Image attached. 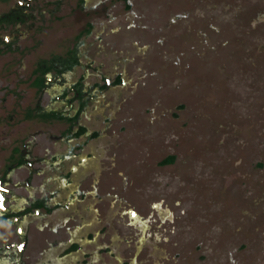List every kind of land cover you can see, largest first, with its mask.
I'll list each match as a JSON object with an SVG mask.
<instances>
[{"label": "rangeland", "instance_id": "obj_1", "mask_svg": "<svg viewBox=\"0 0 264 264\" xmlns=\"http://www.w3.org/2000/svg\"><path fill=\"white\" fill-rule=\"evenodd\" d=\"M15 1L0 0V13ZM55 2L34 0L35 17L17 27L28 31L17 36L21 48L0 53V141H10L0 142V162L38 125L23 126L21 113L8 117L19 99L6 89L28 88L19 79L34 62L63 54L91 22L83 50L124 80L90 116L104 129L86 170L95 190L105 181L111 192L101 201L111 228L96 245L115 235L110 245L120 260L102 252L101 262L264 264V0ZM13 29L0 30V45ZM33 100L28 90L24 105ZM47 128L54 134L61 124ZM167 155L174 161L161 165ZM123 209L145 227L128 226Z\"/></svg>", "mask_w": 264, "mask_h": 264}, {"label": "flooded vegetation", "instance_id": "obj_2", "mask_svg": "<svg viewBox=\"0 0 264 264\" xmlns=\"http://www.w3.org/2000/svg\"><path fill=\"white\" fill-rule=\"evenodd\" d=\"M33 1L17 0L7 11L0 13L21 11L23 18L0 25V30L14 27L9 33L10 41L4 38L0 45L3 55L21 48L16 43L17 36L26 37L28 31H18L17 27L28 25L35 17ZM56 2L59 6L60 0ZM85 2L79 0L80 8H84ZM124 2L128 8L129 0ZM92 30L93 25L88 22L75 43L63 54L39 57L28 76L19 79L28 88H18L13 83L6 89L8 98L19 99L17 110L15 107L8 117L21 113L23 126L30 121L38 125L35 130L15 139L0 162V264H106L105 257L101 262L99 255L102 252L115 254L110 245L115 242L113 234L108 245H96L97 239L101 238L99 235L111 228L104 220L107 210L101 203L108 198H105V181L99 182L100 189L95 190L96 178H91L87 170L91 163L94 164L98 150L90 144L99 140L104 129L91 122L90 116H99L96 103L124 80L122 71H102L83 50L84 41ZM55 55L65 60L46 61ZM51 64L53 66L48 70ZM28 90L34 92L33 105L31 102L24 105ZM4 95H0V101H6ZM54 122L61 124V128L53 134L47 125ZM103 122H109V119L104 117ZM8 141L3 135L0 142L9 144ZM173 161L174 156L167 155L159 163ZM51 171L54 174L48 178ZM56 209H60L65 218L57 226H49L45 219ZM102 210L103 221L99 218ZM120 214L127 215L128 226L145 227L135 211L123 209ZM137 228L139 240H142L145 232L143 228ZM126 248L128 243L123 249ZM116 258L119 262L118 255Z\"/></svg>", "mask_w": 264, "mask_h": 264}, {"label": "trees", "instance_id": "obj_3", "mask_svg": "<svg viewBox=\"0 0 264 264\" xmlns=\"http://www.w3.org/2000/svg\"><path fill=\"white\" fill-rule=\"evenodd\" d=\"M82 2V0H81ZM58 3V1L56 2ZM127 7H129V4H127ZM21 11L19 12H14V11H9L8 13H3L0 15V25L3 24V23H11V22H14L16 21V19H23L21 17ZM89 32V28H87L86 30V33ZM77 44V43H76ZM57 60H62L64 61L65 58L63 59L62 57L58 56V55H55V56H52L50 58H48L46 61L48 63H55ZM52 64L48 66V70H50L52 68ZM51 115V114H50Z\"/></svg>", "mask_w": 264, "mask_h": 264}, {"label": "crops", "instance_id": "obj_4", "mask_svg": "<svg viewBox=\"0 0 264 264\" xmlns=\"http://www.w3.org/2000/svg\"><path fill=\"white\" fill-rule=\"evenodd\" d=\"M65 218V214H63L60 209H56L47 219V225L49 226H57L60 221H62Z\"/></svg>", "mask_w": 264, "mask_h": 264}]
</instances>
